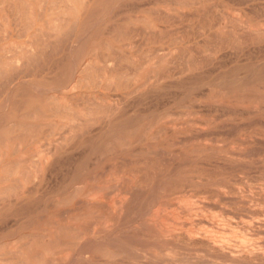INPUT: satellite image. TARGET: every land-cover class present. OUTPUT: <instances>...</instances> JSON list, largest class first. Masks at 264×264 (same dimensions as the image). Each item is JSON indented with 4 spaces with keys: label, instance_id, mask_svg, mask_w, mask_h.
<instances>
[{
    "label": "rangeland",
    "instance_id": "obj_1",
    "mask_svg": "<svg viewBox=\"0 0 264 264\" xmlns=\"http://www.w3.org/2000/svg\"><path fill=\"white\" fill-rule=\"evenodd\" d=\"M0 264H264V0H0Z\"/></svg>",
    "mask_w": 264,
    "mask_h": 264
},
{
    "label": "bare ground",
    "instance_id": "obj_2",
    "mask_svg": "<svg viewBox=\"0 0 264 264\" xmlns=\"http://www.w3.org/2000/svg\"><path fill=\"white\" fill-rule=\"evenodd\" d=\"M156 51V50H155ZM168 55V54H167ZM242 74V73H241ZM240 74V75H241ZM39 160V159H38ZM34 162V161H33ZM55 167V166H54ZM12 174V173H11ZM6 180V179H5ZM26 181V180H25ZM14 189V188H13ZM76 189V188H75ZM15 201V200H14ZM122 202V201H121ZM108 206V205H107ZM119 211H121V210H119ZM157 219V218H156ZM156 223V222H155ZM185 235H189V237L191 238V236H192V234L191 233H189L188 231H186V234ZM212 238V237H211ZM210 237L209 238H205V242H208V244H212L213 246H215V247H218L219 249H220V251L222 250V252H224V247H222V244L221 243H219V241L217 242L216 240H213V239H211ZM254 245V244H253ZM262 245V244H261ZM227 247V246H226ZM253 247V246H252ZM257 247V246H256ZM232 250V249H231ZM244 250V249H243ZM234 251V250H233ZM245 251V250H244ZM248 251V250H247ZM252 251H253V249H252ZM262 251V250H261ZM258 253V252H257ZM245 254V253H244ZM255 254V253H254ZM240 255V254H239ZM247 255V254H246ZM238 256V255H237Z\"/></svg>",
    "mask_w": 264,
    "mask_h": 264
}]
</instances>
